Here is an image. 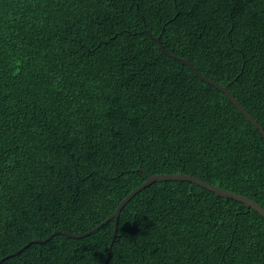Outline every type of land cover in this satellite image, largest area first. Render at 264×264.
<instances>
[{
	"label": "trees",
	"instance_id": "1",
	"mask_svg": "<svg viewBox=\"0 0 264 264\" xmlns=\"http://www.w3.org/2000/svg\"><path fill=\"white\" fill-rule=\"evenodd\" d=\"M264 0H0V261L83 235L152 175L264 208ZM2 264H264V218L157 182ZM107 262V263H106Z\"/></svg>",
	"mask_w": 264,
	"mask_h": 264
},
{
	"label": "water",
	"instance_id": "2",
	"mask_svg": "<svg viewBox=\"0 0 264 264\" xmlns=\"http://www.w3.org/2000/svg\"><path fill=\"white\" fill-rule=\"evenodd\" d=\"M155 41L158 43L159 47L161 48V50L169 57L176 59L180 62H182L184 65L188 66L190 69H192L195 74L197 76H199L204 82L214 86L215 88H217L219 91L223 92L228 99L237 107V109L260 131L261 135L264 138V128L262 127V125L259 124V122L236 100V98L232 95V93L229 91V85L227 86H221L217 83H215L214 81L206 78L205 76H203L195 67L192 63H190L188 60L181 58V57H177L173 54H171L170 52H168L165 47L163 46L162 42H161V38H154ZM148 179L146 182H144L141 186H139L138 188H136L132 193H130L118 206L117 210L114 212V214L105 222H103L102 224H100L99 226H97L96 228H94L93 230L89 231L86 234L83 235H72L69 234L67 232H60V231H56L54 232L51 236H49L46 240L41 241V240H36L33 241L31 243H29L25 248L21 249L19 252L15 253L14 255H11L9 257H6L4 259H2L0 261V264H2L5 260H7L8 258H11L13 256H16L18 254H20L21 252H23L26 248H28L29 246H31L32 244H45L49 241H51L53 238H55L58 235H63L66 236L68 238H72V239H82L85 238L87 236H90L91 234L97 232L98 230H100L103 226L107 225L109 222L114 221L115 225H114V235L112 238V242L110 244L109 247V254H108V258H107V262L111 256L112 253V248H113V244L118 236V228H119V220H120V216L122 213V210L125 208V206L136 196L138 195L141 191H143L144 189L150 187L152 184L157 183V182H174V181H181V182H190L196 185H199L213 193L216 194L217 197H221V198H227V199H231V200H235L237 202H240L242 204H244L247 208H251L253 209L255 212H257L261 217L264 218V208L258 204L257 202H255L254 200L243 196L241 194H237L234 192H230V191H226L223 190L217 186H214L208 182H205L201 179H198L196 177L193 176H189V175H185V174H172V175H149L147 174ZM106 262V263H107Z\"/></svg>",
	"mask_w": 264,
	"mask_h": 264
}]
</instances>
